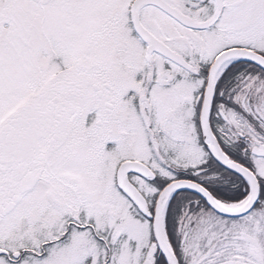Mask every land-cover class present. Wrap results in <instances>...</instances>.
<instances>
[{"label":"snow or ice","instance_id":"1","mask_svg":"<svg viewBox=\"0 0 264 264\" xmlns=\"http://www.w3.org/2000/svg\"><path fill=\"white\" fill-rule=\"evenodd\" d=\"M0 264H264V0H0Z\"/></svg>","mask_w":264,"mask_h":264}]
</instances>
